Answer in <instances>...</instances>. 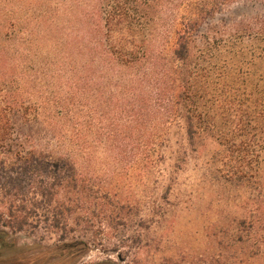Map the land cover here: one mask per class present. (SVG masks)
Masks as SVG:
<instances>
[{
  "label": "trees",
  "instance_id": "1",
  "mask_svg": "<svg viewBox=\"0 0 264 264\" xmlns=\"http://www.w3.org/2000/svg\"><path fill=\"white\" fill-rule=\"evenodd\" d=\"M209 137L264 259V0H0L1 226L63 240L129 209L121 184L167 198Z\"/></svg>",
  "mask_w": 264,
  "mask_h": 264
},
{
  "label": "rangeland",
  "instance_id": "2",
  "mask_svg": "<svg viewBox=\"0 0 264 264\" xmlns=\"http://www.w3.org/2000/svg\"><path fill=\"white\" fill-rule=\"evenodd\" d=\"M199 145L190 151L167 198L162 196L165 183L152 177L144 184L120 185L128 210L98 212L89 226L72 216L66 239L43 227L13 231L0 225V230L20 245L36 247L28 254L36 264H264L262 256L251 255L245 233L235 241L233 220L250 213L248 191L212 178L215 139ZM260 166L264 174V151Z\"/></svg>",
  "mask_w": 264,
  "mask_h": 264
},
{
  "label": "flooded vegetation",
  "instance_id": "3",
  "mask_svg": "<svg viewBox=\"0 0 264 264\" xmlns=\"http://www.w3.org/2000/svg\"><path fill=\"white\" fill-rule=\"evenodd\" d=\"M35 249L18 244L5 231L0 230V264H36L34 257L28 255Z\"/></svg>",
  "mask_w": 264,
  "mask_h": 264
}]
</instances>
